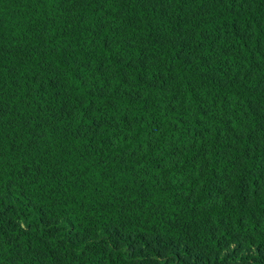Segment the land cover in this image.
I'll use <instances>...</instances> for the list:
<instances>
[{
    "label": "trees",
    "instance_id": "1",
    "mask_svg": "<svg viewBox=\"0 0 264 264\" xmlns=\"http://www.w3.org/2000/svg\"><path fill=\"white\" fill-rule=\"evenodd\" d=\"M0 264H264V0H0Z\"/></svg>",
    "mask_w": 264,
    "mask_h": 264
}]
</instances>
